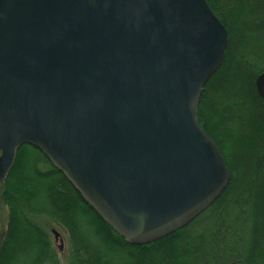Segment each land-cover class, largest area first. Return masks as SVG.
I'll return each instance as SVG.
<instances>
[{
    "label": "water",
    "instance_id": "obj_1",
    "mask_svg": "<svg viewBox=\"0 0 264 264\" xmlns=\"http://www.w3.org/2000/svg\"><path fill=\"white\" fill-rule=\"evenodd\" d=\"M227 37L206 0H0V185L29 144L125 239L184 228L228 184L198 121Z\"/></svg>",
    "mask_w": 264,
    "mask_h": 264
},
{
    "label": "trees",
    "instance_id": "obj_2",
    "mask_svg": "<svg viewBox=\"0 0 264 264\" xmlns=\"http://www.w3.org/2000/svg\"><path fill=\"white\" fill-rule=\"evenodd\" d=\"M206 2L228 31L198 114L228 170L221 196L186 227L138 245L121 236L41 150L22 145L0 185V203L8 210L0 264H61L52 225L68 236L67 264H264V98L256 86L264 72V0ZM249 125L254 137L243 132Z\"/></svg>",
    "mask_w": 264,
    "mask_h": 264
},
{
    "label": "rangeland",
    "instance_id": "obj_3",
    "mask_svg": "<svg viewBox=\"0 0 264 264\" xmlns=\"http://www.w3.org/2000/svg\"><path fill=\"white\" fill-rule=\"evenodd\" d=\"M247 26H249V25L247 24ZM247 26L242 27V32L246 31ZM215 102H217V101L215 100ZM249 127L250 128H247V129L243 128V132H245L246 130H249L248 132H251V137H254L255 133L251 130V125H249ZM226 128L231 129L230 125H226ZM0 155H1V152H0ZM241 155L242 154H238L237 156L240 159H245ZM247 158H249V157H247ZM247 180H248V182H250L251 178L248 177ZM7 221H8V210L4 205H2L0 203V242H1L2 237H3V233L7 227ZM55 233L60 234V237L58 240H56ZM50 234L52 236V240L54 242L55 247L59 251V258H60L61 264H67L68 258H69V241H68L67 234L58 225H52L50 227ZM61 246H63V248Z\"/></svg>",
    "mask_w": 264,
    "mask_h": 264
}]
</instances>
